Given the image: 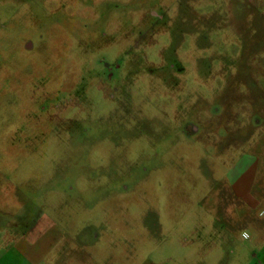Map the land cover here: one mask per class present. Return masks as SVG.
<instances>
[{"label": "rangeland", "instance_id": "obj_1", "mask_svg": "<svg viewBox=\"0 0 264 264\" xmlns=\"http://www.w3.org/2000/svg\"><path fill=\"white\" fill-rule=\"evenodd\" d=\"M257 157L264 0H0V264H241Z\"/></svg>", "mask_w": 264, "mask_h": 264}, {"label": "crops", "instance_id": "obj_2", "mask_svg": "<svg viewBox=\"0 0 264 264\" xmlns=\"http://www.w3.org/2000/svg\"><path fill=\"white\" fill-rule=\"evenodd\" d=\"M236 164L241 171L229 178L228 185L241 204L236 205L240 209L233 212V219L240 214L238 219L248 222L249 228H246L245 237L240 239L233 254L241 264H264V159L240 160ZM258 210V215L254 216L253 211Z\"/></svg>", "mask_w": 264, "mask_h": 264}]
</instances>
